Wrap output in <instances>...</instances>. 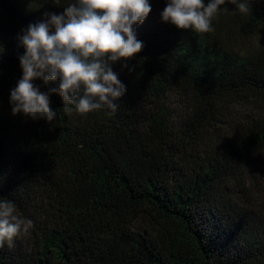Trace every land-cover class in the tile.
<instances>
[{
  "label": "trees",
  "instance_id": "16d2710c",
  "mask_svg": "<svg viewBox=\"0 0 264 264\" xmlns=\"http://www.w3.org/2000/svg\"><path fill=\"white\" fill-rule=\"evenodd\" d=\"M68 2L0 0V198L34 225L0 264H264V0H226L202 34L148 0L143 49L110 65L115 113L54 91L53 122L13 114L17 37Z\"/></svg>",
  "mask_w": 264,
  "mask_h": 264
},
{
  "label": "clouds",
  "instance_id": "9594fccd",
  "mask_svg": "<svg viewBox=\"0 0 264 264\" xmlns=\"http://www.w3.org/2000/svg\"><path fill=\"white\" fill-rule=\"evenodd\" d=\"M241 14L251 13L249 0H228ZM226 0H167L162 22L195 33L213 31L212 20ZM151 12L148 0H69L61 15L46 13L43 22L29 24L17 39L25 49L19 57L22 78L10 92L12 113L53 122L50 92L58 91L65 111L87 114L106 106L115 113L114 100L125 94L110 65L127 60L143 49L136 24ZM54 29V31H53ZM122 67H127L126 64ZM35 79L45 84L59 79L58 89L41 92ZM72 106V107H69ZM33 221L17 214L15 204L0 198V249L14 246L29 234Z\"/></svg>",
  "mask_w": 264,
  "mask_h": 264
}]
</instances>
